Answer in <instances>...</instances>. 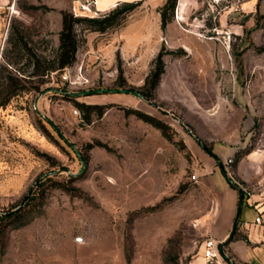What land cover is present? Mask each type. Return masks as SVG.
Wrapping results in <instances>:
<instances>
[{"label":"rangeland","instance_id":"374dc122","mask_svg":"<svg viewBox=\"0 0 264 264\" xmlns=\"http://www.w3.org/2000/svg\"><path fill=\"white\" fill-rule=\"evenodd\" d=\"M13 1L0 8V102L9 74L19 87L0 106V264L202 261L215 198L192 178L196 143L264 202V0L177 2L165 28L166 0L131 1L104 32L76 23V60L58 70L62 11L119 3Z\"/></svg>","mask_w":264,"mask_h":264},{"label":"crops","instance_id":"0c3cea01","mask_svg":"<svg viewBox=\"0 0 264 264\" xmlns=\"http://www.w3.org/2000/svg\"><path fill=\"white\" fill-rule=\"evenodd\" d=\"M100 4L109 7L114 3L131 2L134 0H99ZM13 0H0V8L14 4ZM196 0H178L183 4L182 9L194 5ZM196 155L201 160L197 169L200 180L210 186L214 194V206L209 216L207 234L218 240L220 251L223 254L221 264H264V232L255 224L258 213L264 212V202L260 195L255 198L243 195V204L240 205V191L226 181L219 174L221 169L227 173L220 163V156L212 154L196 143ZM241 188V187H240ZM246 203L255 209L254 219L242 217L243 205ZM237 220V225L235 222ZM194 264H206L204 257Z\"/></svg>","mask_w":264,"mask_h":264},{"label":"trees","instance_id":"16d2710c","mask_svg":"<svg viewBox=\"0 0 264 264\" xmlns=\"http://www.w3.org/2000/svg\"><path fill=\"white\" fill-rule=\"evenodd\" d=\"M178 0H166L165 4L162 6L160 10L161 14V23L162 27L165 28L167 24L171 20V14L175 9ZM137 3L134 2H123L117 4V8H114L110 11L109 14L95 18V17H86V18H78L74 17L71 13L66 11H62V28L59 33V45L57 54L50 65L52 70L64 69L68 66L74 64L76 60V54L79 47V39L78 33L76 30V23L78 22H86L88 27L94 31L104 32L108 28L120 24V20L123 19L124 15L129 11L133 10L136 7ZM165 65L163 60V52H160L155 60V66L151 70L150 74L147 76L144 87L147 88L146 93H142L148 100L153 97L154 90L156 89L160 77L164 72ZM7 86L9 88L7 95L0 102V106L6 104L10 98L16 94L19 90L18 81L16 78L9 74L6 77ZM227 179L234 188H238L240 194L242 193L245 196V192L242 188L238 186L234 180L227 175ZM13 214H16L14 212ZM9 217V216H6Z\"/></svg>","mask_w":264,"mask_h":264},{"label":"built area","instance_id":"2783aa9c","mask_svg":"<svg viewBox=\"0 0 264 264\" xmlns=\"http://www.w3.org/2000/svg\"><path fill=\"white\" fill-rule=\"evenodd\" d=\"M194 180L198 179L197 173L192 174ZM255 224L264 232V212H260L255 217ZM203 257L206 264H221L222 253L220 251V243L215 238L208 236L203 243Z\"/></svg>","mask_w":264,"mask_h":264},{"label":"water","instance_id":"95a60500","mask_svg":"<svg viewBox=\"0 0 264 264\" xmlns=\"http://www.w3.org/2000/svg\"><path fill=\"white\" fill-rule=\"evenodd\" d=\"M243 199H244V197H243V194L241 193V195H240V205H239V209H241V207H242ZM236 225H237V220H236V222H235V226H236Z\"/></svg>","mask_w":264,"mask_h":264}]
</instances>
